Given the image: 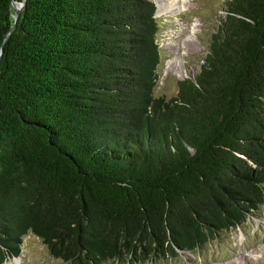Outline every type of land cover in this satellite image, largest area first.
<instances>
[{
    "label": "trees",
    "instance_id": "16d2710c",
    "mask_svg": "<svg viewBox=\"0 0 264 264\" xmlns=\"http://www.w3.org/2000/svg\"><path fill=\"white\" fill-rule=\"evenodd\" d=\"M0 0V264L31 232L68 264L201 249L264 205V0L154 95L152 0Z\"/></svg>",
    "mask_w": 264,
    "mask_h": 264
},
{
    "label": "rangeland",
    "instance_id": "374dc122",
    "mask_svg": "<svg viewBox=\"0 0 264 264\" xmlns=\"http://www.w3.org/2000/svg\"><path fill=\"white\" fill-rule=\"evenodd\" d=\"M226 1L176 0L173 5H167L166 1L158 11L156 1L152 0L159 25L156 42L160 49L154 95L174 96L177 81L199 71L211 36L224 16ZM15 259L19 264H68L54 258L41 239L31 232L22 239L20 255L4 264H12ZM101 264H264V205L248 215L242 225L220 233L201 249L159 260L129 262L124 259Z\"/></svg>",
    "mask_w": 264,
    "mask_h": 264
},
{
    "label": "bare ground",
    "instance_id": "6f19581e",
    "mask_svg": "<svg viewBox=\"0 0 264 264\" xmlns=\"http://www.w3.org/2000/svg\"><path fill=\"white\" fill-rule=\"evenodd\" d=\"M156 1V5H157V10L158 11H160L161 9H162V7H163V5H165L166 4V1H168V3H167V5L169 4V5H173L175 2H176V0H155ZM176 6V5H175ZM180 6V5H179ZM182 10V9H181ZM163 13V12H162ZM176 13V12H175ZM176 70V73H177V69H175ZM177 75L179 76V77H181V75L180 74H178L177 73ZM19 264V260L18 259H15L14 261H12V264Z\"/></svg>",
    "mask_w": 264,
    "mask_h": 264
},
{
    "label": "water",
    "instance_id": "95a60500",
    "mask_svg": "<svg viewBox=\"0 0 264 264\" xmlns=\"http://www.w3.org/2000/svg\"><path fill=\"white\" fill-rule=\"evenodd\" d=\"M11 6L17 11L15 16H14V20H16L18 18V16H19V11L23 7V3L12 0L11 1ZM10 259H12V258H10Z\"/></svg>",
    "mask_w": 264,
    "mask_h": 264
}]
</instances>
